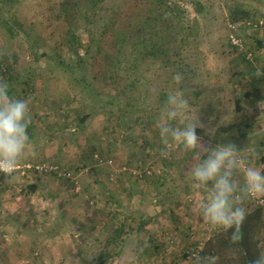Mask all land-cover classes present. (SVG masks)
<instances>
[{
	"label": "rangeland",
	"instance_id": "obj_1",
	"mask_svg": "<svg viewBox=\"0 0 264 264\" xmlns=\"http://www.w3.org/2000/svg\"><path fill=\"white\" fill-rule=\"evenodd\" d=\"M64 1L19 0L17 17L43 53L29 52V40L18 39L13 45L0 29V78L18 89L20 77L33 84L19 98L29 102L28 134L37 155L20 166L60 167L74 174L77 186L52 172L22 174L19 169L11 183L0 174V264H94L103 239L129 214L135 217L134 226L136 219L148 222L104 264H189L220 230L204 224L194 210L195 202L207 193L193 188L188 173L202 152L172 147L167 156L160 154L163 145L156 121L164 103L157 100L162 96L165 102L181 89L191 106L186 118L197 116L203 125L198 127L204 130L198 135L201 142H232L248 165L261 171L264 0H177L178 15L167 14L161 23L154 12L156 0H106L103 5L115 10L116 22L102 38V53L79 67L75 65L84 59L83 46L91 44L89 33L96 28L85 26L75 11L66 22L61 15ZM77 1L69 0L70 8ZM147 16L150 30L162 31L167 50L154 63L141 62L129 80L137 84L130 94L132 106H117L127 99L120 95L124 82L101 74L110 73L113 57L118 56L117 32L130 36L123 52L128 54L136 39L133 34ZM69 22L78 26L80 45L70 42ZM231 34L240 38L239 47L229 40ZM248 55L251 60L243 57ZM58 61L74 65V74L58 67ZM5 69L9 70L2 75ZM177 72L183 74L179 85L173 82ZM85 114L80 125L79 117ZM172 123L182 126L179 120ZM234 179L242 182L243 173H235ZM34 182L37 189L25 192ZM253 205L250 199L243 206ZM258 236L264 253V228ZM205 259L211 264L209 256Z\"/></svg>",
	"mask_w": 264,
	"mask_h": 264
},
{
	"label": "clouds",
	"instance_id": "obj_2",
	"mask_svg": "<svg viewBox=\"0 0 264 264\" xmlns=\"http://www.w3.org/2000/svg\"><path fill=\"white\" fill-rule=\"evenodd\" d=\"M261 73H257L260 75ZM183 81V74L173 76L176 85ZM184 92L177 88L164 102L156 128L160 143L163 145L161 156H167L172 147L183 152L206 153L196 162L188 173L193 188L207 189V196L194 204V210L200 220L212 230L228 233L230 241L237 243L240 229L247 212L243 206L250 199L264 198V173L249 166L232 142L205 146L196 134L197 116L186 118L190 110ZM183 118V119H182ZM180 121L182 126H173V121ZM32 123L29 102L15 96L10 91L9 82L0 78V174L11 183L21 162L29 157L35 158L37 146L30 139L28 128ZM214 135V129L209 130ZM237 172L243 173V181L234 179ZM189 264H207L199 252L189 258ZM249 264H264V253L257 255Z\"/></svg>",
	"mask_w": 264,
	"mask_h": 264
},
{
	"label": "trees",
	"instance_id": "obj_3",
	"mask_svg": "<svg viewBox=\"0 0 264 264\" xmlns=\"http://www.w3.org/2000/svg\"><path fill=\"white\" fill-rule=\"evenodd\" d=\"M106 0H78L75 2V6L70 8L69 0H65L61 4V15L65 18V21L68 20V16L72 11L77 13V17L79 16V21H81L85 26H93L96 28L95 31H90V36L92 38L90 45L83 46L84 51L79 59H83L79 61L75 66L80 65H89L90 62L96 57V53L100 54L104 50L102 44V38L107 35L110 27L114 26L116 20L114 18L115 10L113 8H106L103 5V2ZM158 3L154 8V12H156L158 16V20L161 21L165 19L167 14H176L178 15V10L176 8L177 0H156ZM19 3V0H0V29L4 32L8 33L12 44L16 45V41L29 40V52L33 55H37L41 48L37 45L35 39H30L28 35L29 33L23 27V24L19 21L16 14V5ZM245 12V11H244ZM242 13V17L246 15V13ZM233 15L239 14L238 12ZM150 17H144L143 21H141L140 27L136 28L135 33L133 34L136 39L132 42L130 50L128 54H125V43L126 40H129V35L126 32H117L116 41L114 42V47L118 52V56L113 57L111 71L109 74L102 72L103 78L108 79H121L124 82V87L120 91V95L125 96L127 99L124 101L117 102V106L119 105H130L132 101L131 92L136 90L137 84L134 81H129L131 76L135 73V71L139 68L142 61L148 60L149 63H154L157 59L162 58L161 56L164 54V50L166 49L164 45V38L162 31L159 32L158 29L150 30ZM154 20V18H152ZM244 20H249L245 19ZM69 21V20H68ZM67 22V21H66ZM70 25V42L72 44L76 43L80 45V41L78 40L75 31H77L78 26L76 23ZM96 36V37H94ZM167 50V49H166ZM20 51H24L23 49ZM76 54L77 52L74 51ZM43 53V50L40 51V54ZM79 56V55H77ZM109 58V56H107ZM245 57V60H250ZM17 58V57H16ZM162 61V59H161ZM84 62V63H83ZM58 67H63L70 70V74H74V65L71 63H65L63 61L57 62ZM6 70L1 72V74L5 75ZM17 82L20 83V88H15L10 86V91L12 94L17 96L18 98L21 96H26L29 90L33 89L32 81L23 79L20 77L17 79ZM193 94H198L193 91ZM116 98L113 96L109 98L108 103H112V100ZM165 98L158 97L157 102L164 103ZM132 106V105H130ZM139 111L138 109H135ZM156 111V108H153ZM144 112L150 113L148 110H144ZM88 117V114H85L79 117V124L81 125ZM79 125V126H80ZM196 134L203 136L204 130L202 128L196 129ZM205 146L214 147L212 144H206ZM94 156V154H93ZM206 153H201L200 159L204 158ZM92 158V157H91ZM264 161V157L262 159ZM58 171H64V169L58 167ZM261 172L264 173V167L261 169ZM50 173V172H49ZM54 175L58 176L56 172H52ZM62 178L65 181H69L67 178L63 176H58V178ZM73 186V182H70ZM37 182L30 183L25 186V192L31 193L37 189ZM207 193V189H204ZM262 216L264 217V210L262 206H255L251 209L246 218L243 221L240 229V238L237 243H232L230 241L231 230L228 233H224L220 231L215 237L212 239H208L205 241L201 251H199L202 257L209 256V262L211 264H249L251 260H253L257 255L261 254L262 249L260 245V241L258 239V234L264 228V219L261 220ZM132 219L135 220V217L132 214L128 216H124L121 220L117 222V224L111 229L108 235L103 239V245L100 246V249L94 254V264H104L109 259L118 256L123 250L124 244H129L131 241L130 234L135 231H140L147 224L146 219H139L136 225H132ZM262 224V225H261ZM262 226V227H261ZM77 253L81 255V251L78 250Z\"/></svg>",
	"mask_w": 264,
	"mask_h": 264
},
{
	"label": "built area",
	"instance_id": "obj_4",
	"mask_svg": "<svg viewBox=\"0 0 264 264\" xmlns=\"http://www.w3.org/2000/svg\"><path fill=\"white\" fill-rule=\"evenodd\" d=\"M250 23L251 22L248 21V24H250ZM258 23H259V25H262L263 24L262 20H259ZM229 40L231 41V43L233 45H235L237 47H239L241 45L240 38H238L234 34L233 35L232 34L230 35ZM246 58H248L250 60L252 59L251 55H248ZM94 157H95L96 160L101 161L100 160V157L97 154H95ZM19 169L21 170V173L22 174H24L27 170L32 171V172H37V173H42V172L43 173L44 172H56L58 176H63L65 178H67L70 182H73V184L75 185V187L77 186V182L75 181V179L73 177L74 174L72 172H69V171H66V172H64V171H58L57 170L58 168L56 166L55 167H53L52 165H50V166L48 165L47 166V164L46 165H44V164H36V165L26 164V165H24L22 167L20 166L18 168V170ZM251 200L255 203L256 206H262L263 207V210H264V198L251 199Z\"/></svg>",
	"mask_w": 264,
	"mask_h": 264
},
{
	"label": "crops",
	"instance_id": "obj_5",
	"mask_svg": "<svg viewBox=\"0 0 264 264\" xmlns=\"http://www.w3.org/2000/svg\"><path fill=\"white\" fill-rule=\"evenodd\" d=\"M255 207V205H253L252 207H246V212L248 213L251 209H253ZM263 216H262V218H261V220L263 221ZM262 225V224H261ZM262 227V226H261ZM260 229H262V228H260ZM258 239H259V236H258Z\"/></svg>",
	"mask_w": 264,
	"mask_h": 264
}]
</instances>
